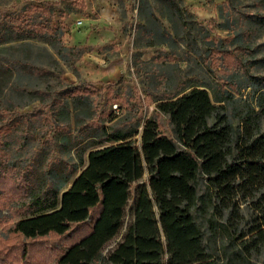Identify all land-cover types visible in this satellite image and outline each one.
<instances>
[{
  "label": "trees",
  "instance_id": "16d2710c",
  "mask_svg": "<svg viewBox=\"0 0 264 264\" xmlns=\"http://www.w3.org/2000/svg\"><path fill=\"white\" fill-rule=\"evenodd\" d=\"M59 34L46 7H26L15 15L0 11V97L12 81H42L48 74L37 73L28 57L20 56L24 47L41 43L44 50L68 60L65 53L77 49L62 45ZM39 91L34 95L37 100L42 99ZM230 98L216 91L212 98L207 90L193 88L160 102L157 109L169 116L176 141L150 118L140 149L130 140L134 133L123 131L104 133L109 146L93 148L92 142L80 146L72 140L69 118L67 122L61 115L55 123L67 131L55 132V150L17 155L2 136L0 175L20 179L23 188H12L21 194L26 208L25 216L9 231L39 242L33 247L48 257V247L39 240L51 234L62 238L78 226L83 233L58 264H247L264 246V95L256 105L246 104L233 113L238 128L231 116L221 112L225 105H217ZM71 99L75 108L86 104L76 92ZM81 125L76 116L75 129ZM145 175L148 181L137 187L132 222L104 256L107 244L125 228L132 185ZM201 177L206 180L202 197L197 188ZM199 201L210 215L209 228L222 231L235 249L226 263L203 244L192 213ZM243 205L251 211L247 222ZM20 251L26 260L31 246L24 243Z\"/></svg>",
  "mask_w": 264,
  "mask_h": 264
},
{
  "label": "rangeland",
  "instance_id": "374dc122",
  "mask_svg": "<svg viewBox=\"0 0 264 264\" xmlns=\"http://www.w3.org/2000/svg\"><path fill=\"white\" fill-rule=\"evenodd\" d=\"M31 6L48 8L61 44L77 50L66 52L69 58L62 60L41 43L23 48L20 56L28 57L37 73L48 74L42 81H12L0 97V127L6 128L0 131V147L4 136L14 154L55 150V132L67 131L55 123L60 115L65 121L69 118L72 140L80 146L89 142L93 148L109 146L104 133L123 131L134 133L130 140L140 149L143 127L150 118L157 119L163 134L176 141L169 116L157 109L162 101L193 88L207 90L212 98L214 91L228 93L229 102L217 105H225L221 112L231 116L238 128L233 113L246 104L256 105L264 95V0H0L5 14L15 15ZM38 90L41 100L34 96ZM74 92L86 104L75 108ZM76 116L82 120L78 130ZM147 181L145 175L132 185L125 228L107 244L104 256L124 236L132 222L137 187ZM12 186L23 188L20 179L0 175V264H58L83 231L73 225L62 238L51 234L40 239L49 249L45 257L33 247L39 242L9 231L26 211L21 194ZM197 188L202 197L204 177ZM242 212L247 222L249 207L243 205ZM192 213L206 249L226 263L235 250L231 242L222 231L209 228L210 215L201 201ZM24 243L31 246L26 260L20 251ZM247 264H264V246Z\"/></svg>",
  "mask_w": 264,
  "mask_h": 264
}]
</instances>
